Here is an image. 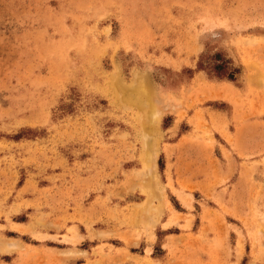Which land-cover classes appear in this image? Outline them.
Returning a JSON list of instances; mask_svg holds the SVG:
<instances>
[{"label": "rangeland", "instance_id": "obj_1", "mask_svg": "<svg viewBox=\"0 0 264 264\" xmlns=\"http://www.w3.org/2000/svg\"><path fill=\"white\" fill-rule=\"evenodd\" d=\"M0 264H264V0H0Z\"/></svg>", "mask_w": 264, "mask_h": 264}, {"label": "trees", "instance_id": "obj_2", "mask_svg": "<svg viewBox=\"0 0 264 264\" xmlns=\"http://www.w3.org/2000/svg\"><path fill=\"white\" fill-rule=\"evenodd\" d=\"M197 67L199 69H204L212 76L226 78L228 80H233L235 74L238 72L236 68L230 67L228 61L223 59L219 54H214L212 56L201 54Z\"/></svg>", "mask_w": 264, "mask_h": 264}, {"label": "bare ground", "instance_id": "obj_3", "mask_svg": "<svg viewBox=\"0 0 264 264\" xmlns=\"http://www.w3.org/2000/svg\"><path fill=\"white\" fill-rule=\"evenodd\" d=\"M133 88H134L135 92H137V90H138V91H140L141 89L143 90L144 87L137 88V87L135 86V87H133ZM155 119H156V118H155ZM156 144H157V143H156ZM153 154H154V153H153ZM150 156H151V154H149V157H150ZM146 157H147V156H145V158H146ZM149 157H148V158H149ZM152 157H153V156H152ZM148 163H150V162H148ZM148 170H149V169H148ZM139 208H140V207H139Z\"/></svg>", "mask_w": 264, "mask_h": 264}]
</instances>
